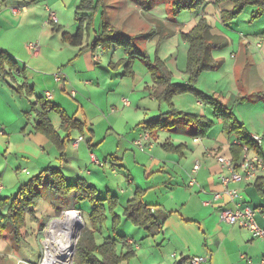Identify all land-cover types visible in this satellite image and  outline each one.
I'll return each mask as SVG.
<instances>
[{"label": "crops", "instance_id": "0c3cea01", "mask_svg": "<svg viewBox=\"0 0 264 264\" xmlns=\"http://www.w3.org/2000/svg\"><path fill=\"white\" fill-rule=\"evenodd\" d=\"M22 1L0 0V54L10 59V62L0 64V132L5 134H0V140L4 141V137H7L3 146L9 148L13 137L21 138L23 142L31 131L32 115L26 111L24 104L19 103V100L26 98L27 87L34 92L31 99L42 98L54 107L49 118L57 135V140L46 136L37 139L39 147L36 151L38 155L45 156L46 161L37 166L41 171L35 177L48 170H58L63 174L62 167L70 168L72 163L78 162V173L64 177L71 183L75 176L77 180L82 176V180L97 190L100 198L114 201L111 205L105 202V206H111V210L106 213V223L111 213L112 220L113 217H119L121 225L124 213L117 214L120 204L124 206L126 202L127 206L132 199L141 201L153 215V234L149 235L144 229L129 223L136 235H140L137 233L139 230H144L147 237L153 238L152 243L162 244L163 261L158 264H190V260L195 257H206L208 261L205 264H260L264 259V239L254 238L248 230L237 225L222 222L220 209H234L235 205L227 196L213 201L215 194L224 191L221 177L231 175L230 170L222 167L217 158L224 157L239 163L243 157V147L246 146L236 135H230L215 115L213 121L202 102V99L212 95L225 105L222 101L224 96H218L217 82L216 91H209L210 86L199 78L196 91L200 96L185 93L193 98L184 99L187 108L180 107L181 98L175 96L172 99L177 112L200 116L212 123V127L203 134L198 133L196 125L183 118H175L166 129L146 128V123L171 111L170 103L159 97L151 74L144 73L143 77L138 78L139 74L134 71L136 60L132 77L138 83H132L133 93L140 86L143 89L138 91L137 96L121 91V86L128 84L125 78L129 77L124 76V70L120 74L121 69H124L122 61L127 59L125 53L116 59L111 56L106 66L105 58L109 51L92 49L94 40L90 37H84L78 47L64 39V33L71 36L76 33L71 32L72 25L66 20L63 8L68 10L69 7L65 2L57 0L55 4L45 0L46 4L41 7L46 15L36 16L30 6L39 0ZM76 4L77 0L70 8ZM132 7L136 10L145 9L139 3H133ZM19 8L21 10L18 13L13 12V9ZM48 15L50 18L54 15L58 28L49 22ZM213 32L225 37L229 43L221 31L213 28ZM31 43H39L38 54L28 48ZM257 48L263 50L264 55V44H258ZM245 52L248 50L243 51L241 47L238 57L243 55V61L246 62L248 57ZM236 67L233 70L234 77ZM167 71L170 72L168 68ZM58 73L66 76L60 83L55 81ZM213 76L215 79L216 75ZM253 79L257 83L256 89L264 88L258 73ZM187 83L186 79L181 85ZM20 87L24 88L18 93ZM233 95L228 94L230 97ZM242 97L246 96H242L239 89L238 98ZM125 101L129 103L128 106ZM254 118L258 119L257 124L261 126L254 128V123L244 116L240 120L250 138L264 135V123L259 117ZM146 133L149 134V140L144 141L142 150L138 149L134 143ZM81 137L84 141L75 148L74 142ZM255 146L259 153L264 154L262 139ZM250 155L256 153L250 151ZM72 173H76L73 168ZM26 174L30 173L22 170L20 163L15 166L6 157L4 163L0 162V182L5 185L3 190H16L15 195L0 198V201L14 198L23 186L29 184L31 179L28 183L22 180ZM109 175L114 177V185ZM258 180L231 183L229 188L237 190L256 210L255 222L258 227L264 228V186ZM102 183H105V189L100 193L98 187ZM207 201L209 205H205ZM70 205L73 203L69 202ZM135 232L131 231V237H121H126L138 253L142 252V247L135 241L138 240ZM2 247L0 244V264L4 260ZM5 257L8 258V254Z\"/></svg>", "mask_w": 264, "mask_h": 264}, {"label": "rangeland", "instance_id": "374dc122", "mask_svg": "<svg viewBox=\"0 0 264 264\" xmlns=\"http://www.w3.org/2000/svg\"><path fill=\"white\" fill-rule=\"evenodd\" d=\"M50 1L57 4V0ZM61 1L65 2L66 6L69 7L68 10L64 8L63 10L66 12V20L68 24L72 25L71 32H75L78 30L76 13L84 0H77V4L73 5L72 8H70V5L76 0ZM135 1L103 0L102 6L99 9L92 25L89 28H87V26L84 27L85 39L90 37L94 40L97 35L103 32V27L106 24L109 26V29L114 30V32L133 37L137 46L147 56L146 61L140 59L136 61L137 67L134 71L139 74L138 78L143 77L144 73H148L150 75L147 66L150 63L154 64L158 60L170 70V75L174 83L183 84L187 79L185 72L189 51V44L185 36L197 26L201 18H205L214 30L221 31V33L228 38L229 43L225 47L213 48L211 50L214 60L220 62L221 66L217 69V71H209L206 72L208 74H202V77L200 76V78L206 81L208 87L210 86L209 91H216L215 86L217 82L218 96H224V99H222L225 104L224 106L229 111H232L234 117L238 121H240L241 117L244 116L249 120V122L252 121L254 123L252 125L254 128H257L261 125L257 124L258 119L254 118L256 116L264 123V88L259 87L256 89L255 86L257 83H255V80L253 79L256 73H258L261 81L264 82L263 50H259L257 48L258 44H264V40L258 36L259 33L264 31V12L257 17L255 15L257 8L250 5L246 6L238 15L237 19L232 22V24L224 26L220 18V12L224 9L231 10L232 5L230 3L217 8L214 5L215 0H202L196 7L184 8L177 12L174 7L175 0ZM133 3H139L145 9L138 8L136 10L132 7ZM184 3L186 4L187 2L184 1L183 4ZM43 4H46L45 0H39V2H37L34 6L26 3V5H31L30 8L34 11L36 16L46 15L43 12L44 9L41 7ZM47 27H51V25H48ZM145 36L148 37L146 38ZM241 47H243V51H246V49L248 50V52H245L248 57L246 62L243 61V55L238 57V52ZM121 53H124V50L121 48H110L109 54L105 58V63L107 64L106 66H108V61L111 56H115L116 59L121 55ZM235 55L237 56V59H235ZM238 60H240L239 64L237 63ZM225 64L227 65L225 66ZM235 66L237 67L234 77L233 70ZM124 69H121L120 74L123 73ZM213 75H216L215 79L213 78ZM118 77L120 78L121 75H118ZM125 79L128 84L121 86V91L127 93L131 92L132 96H137L139 93L138 91H141L143 88L140 86L136 89V92L133 93L132 83H138V80H135L132 76L126 77ZM198 84L199 83H197L196 86ZM196 86L195 90H197ZM239 89L242 91V96L246 97L238 98ZM229 93L234 94L233 97L228 96ZM192 95L194 96L195 94L192 93ZM177 97H179L178 99L181 98V108H187V104L184 103L185 98L193 99L191 98V95L187 94H180ZM208 98H212V95H209ZM25 99L19 100V103L24 104L26 106V111L30 112L32 115L31 131L29 130L30 132L27 133L23 142H21V138L13 137L9 148L8 146H3L4 142L7 141V137H4V141L0 140V162L4 163L6 157L15 166L20 163V165H22V170L25 169L30 173L26 174L24 179H22L28 183L30 179H33L32 177L39 174L41 169L39 170L37 166H39V164L41 165L43 162L45 163L46 157L38 155L36 151L37 147H39L37 146V139L45 137L42 133L35 130L37 125V116L32 110V104L36 102V99L34 100L27 96ZM15 103L17 104V102ZM11 105L16 108L14 103H11ZM204 106L207 108L208 115L213 121H215L214 111L211 110L212 107L206 102ZM179 123L183 122L180 121ZM239 123L241 124V121ZM0 129L2 130V127H0ZM0 134L3 135L4 133L0 132ZM260 138L264 141L263 134L260 135ZM72 168L76 170V173H72ZM90 170L92 171L91 168ZM78 171V162L72 163L70 168L62 167L64 176H69V174L72 176L73 174L76 175ZM19 172L21 173V170ZM109 177L110 182H113L112 185H114V177L110 175ZM80 178L82 179V176H80ZM76 181L77 176L74 177V180L71 183H76ZM49 184L50 179L46 176L42 187L39 188L42 199L37 207L32 209V213L25 214L26 222L25 225L21 227L20 232H13L9 225H6V228H2L1 225L4 218L0 216V244L1 247L3 246L2 251L4 252L3 264H40L43 252L45 253V251V260H48L47 256L50 255L47 252L45 243H47V234L54 223V219H58L55 218L56 209L60 208V210H57L60 213H67L69 211L65 210H69L71 207H66L67 202L59 200V198L51 190ZM0 187H2V190L5 187L3 182H0ZM126 188L127 185L125 184L124 189ZM104 189L105 183H102L101 187H98V190L102 193ZM2 190L0 189V198L12 197V195H15L16 192V190L11 188ZM111 195L115 196L113 193ZM104 196H106V194ZM125 206L126 202L124 203V206H121L120 204L117 214L123 215L122 213H124ZM76 208L81 213V216L79 213L74 211L70 213H75L81 217L83 227L80 233L83 235L85 231L88 233L89 229L86 228H91L90 214L92 211V203L88 200L79 202L76 204ZM0 212L1 214H6L7 210H3L0 205ZM109 214L107 223L105 222L103 228L95 233V242L98 245L102 244L107 238L118 240L121 236L131 237V231L135 232L134 227L124 216L122 217L123 219L121 225L115 228L112 224L113 215H111V213ZM63 216L59 219H62ZM25 232L28 233L27 236L25 235ZM137 233H140V235H136L135 232V236L138 237V240L135 239V241L140 248L142 247V252L138 251L137 253L134 250V255L129 260L124 261V264H128L127 262H131L132 260L133 262H131V264L161 263L163 261V253L161 249L162 244L152 243L153 238L147 237L144 230H139ZM75 243L77 245V242ZM6 254H8V258L5 257ZM75 254L76 248L72 257V264H82L81 260L78 262L76 260V263H74Z\"/></svg>", "mask_w": 264, "mask_h": 264}, {"label": "trees", "instance_id": "16d2710c", "mask_svg": "<svg viewBox=\"0 0 264 264\" xmlns=\"http://www.w3.org/2000/svg\"><path fill=\"white\" fill-rule=\"evenodd\" d=\"M102 1L103 0H84L82 2L81 7L76 13L78 30L73 36L67 33L63 34L64 39L70 45L75 47L81 45L84 40V27L87 26V28H89L92 25L102 6ZM184 1L187 3L183 4ZM201 1L202 0H175V11L178 12L184 8L196 7ZM228 3L232 5V9H224L220 12L221 21L225 26L232 24L246 6H255L257 8V12L255 13L257 17L264 12V0H215L214 5L219 8ZM55 28L58 27L55 26ZM103 28V32L94 39L92 49L97 50L98 48H102L104 51H109L112 47L121 48L127 56V59L122 61L125 68L124 76H133V65L135 61L138 59L146 61L147 56L137 46L133 37L114 32V30H110L109 26L106 24ZM258 36L264 40V31L259 33ZM145 37L147 38L148 36ZM185 37L189 44L188 61L185 72L188 79L187 85L173 83L170 72L167 71L166 66L161 61L157 60L154 64L150 63L148 65L149 73L157 86V93L161 99L167 100L170 103L171 111L162 114L158 119L146 123V128H169L175 118L187 119L189 123L196 125L198 133L200 132L202 134L212 127V123L203 117L177 112L172 104V99L175 96L189 92L200 96L195 90V86L201 74L207 71L217 70L221 66L220 62L213 59L211 50L213 48L225 47L228 44L227 39L214 34L213 27H211L205 18H201L197 26ZM4 62H10V59L0 54V64ZM23 88L24 87H20L18 93H21ZM25 90L26 96L33 98L34 92L27 87ZM202 102L204 104L206 102L212 107L215 117L223 123L225 130L230 135H236L241 142L245 143L250 151L261 156L264 161V154L258 152L255 146L256 144L249 137L244 126L236 120L232 111H229L221 102L218 100L216 101L213 97H205L202 99ZM53 109L54 107L42 98L36 99V102L32 104V110L36 113L38 119L36 130L49 139L57 140V135L49 118ZM71 123H73V121ZM252 142L255 145H253ZM240 149L239 147V152ZM46 176L50 179L49 185L53 193L59 200L67 202L66 207L71 206L69 210L65 211L77 210L76 204L79 202L88 200L92 203V211L90 214L91 228H86L89 229L88 233H86V231L83 235L80 233L76 245L74 263H76V260L77 262L81 260L82 264H122L134 255V249L126 237H119L118 240L107 238L100 245L95 242V233L103 228L107 220L106 213L111 210V206H105V202L111 205L114 201L112 199L110 201H105V199L100 198L97 190L85 180L78 179L76 183L67 182L64 175L58 170L45 171L38 177L33 178L29 184L23 186L14 198L0 201L1 207L7 209L4 215L0 212V216L4 218L1 225L2 228H6V225H9L13 232H20L21 227H23L26 222L25 214L32 213V209L37 207L42 199L39 188L42 187ZM258 181H260V185L264 186V178ZM69 202H72L73 205L69 206ZM57 210H60V208ZM57 210L55 212V218L59 219L65 212L60 213ZM123 216L135 227L144 229L149 235L153 234L155 225L153 215L148 207L138 199H132L128 202ZM113 219V226L116 228L119 225L120 218L113 217ZM25 235L27 236L28 233L25 232Z\"/></svg>", "mask_w": 264, "mask_h": 264}, {"label": "built area", "instance_id": "2783aa9c", "mask_svg": "<svg viewBox=\"0 0 264 264\" xmlns=\"http://www.w3.org/2000/svg\"><path fill=\"white\" fill-rule=\"evenodd\" d=\"M19 11L20 9H13L14 13H18ZM49 22L53 25L57 24L54 15H51ZM28 48L35 54H38L40 52L39 43H31L29 44ZM65 78L66 76L63 73H58L57 75H55V81L58 83L64 81ZM125 105L128 106L129 103L125 101ZM251 139L256 144L261 143L260 137L253 136ZM145 140H149L148 133L141 136V138L134 143V146L142 150L144 148ZM83 141L84 139L82 137L79 138L74 142V147L78 148L80 143ZM217 161L222 167L230 170L231 175L229 177H221V186L223 187L224 191L222 193L215 194L213 201H219L223 196H227L231 201L235 202L234 209H220V219L226 224L237 225L242 229L248 230L254 238L264 239V228L258 227L255 222L256 210L247 201H245L244 197L237 190L229 188L231 183H238L242 181H256L257 179L264 178V161L257 154L250 155V150L247 146L243 147V157L242 160L239 161V163H235L234 161L228 160L224 157H218ZM209 204L210 202H205V205ZM70 257L72 264L73 254ZM207 261L208 260L206 257H195L190 260V264H205L207 263ZM68 262L69 261L65 259V261L59 260L55 264H68ZM40 264H49L45 260L44 252ZM260 264H264V259L260 261Z\"/></svg>", "mask_w": 264, "mask_h": 264}, {"label": "bare ground", "instance_id": "6f19581e", "mask_svg": "<svg viewBox=\"0 0 264 264\" xmlns=\"http://www.w3.org/2000/svg\"><path fill=\"white\" fill-rule=\"evenodd\" d=\"M78 213V212H77ZM81 216V215H80ZM75 213H67L64 218L55 220L47 234L45 246L50 256H47L49 264L67 259L71 264L73 247L78 228L82 226L81 217ZM46 259V251L44 253Z\"/></svg>", "mask_w": 264, "mask_h": 264}, {"label": "water", "instance_id": "95a60500", "mask_svg": "<svg viewBox=\"0 0 264 264\" xmlns=\"http://www.w3.org/2000/svg\"><path fill=\"white\" fill-rule=\"evenodd\" d=\"M69 212H70V211H69ZM69 212H67V213H69ZM74 212H77V211H74ZM67 213L64 214L63 218L65 217V215H66ZM78 213H79V212H78ZM79 214H80V213H79ZM55 220H59V219H54V221H55ZM82 227H83V225L80 226V227L78 228V231H77V234H76V237H75V241H76V242L78 241V239H79V237H80L79 235H80V232H81ZM75 248H76V243H74L73 252H75Z\"/></svg>", "mask_w": 264, "mask_h": 264}]
</instances>
